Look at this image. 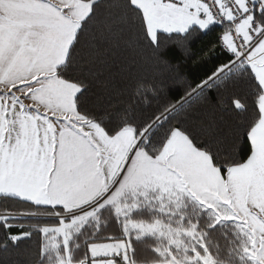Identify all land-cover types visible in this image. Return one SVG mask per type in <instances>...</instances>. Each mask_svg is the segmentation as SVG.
Listing matches in <instances>:
<instances>
[{
  "label": "snow or ice",
  "instance_id": "1",
  "mask_svg": "<svg viewBox=\"0 0 264 264\" xmlns=\"http://www.w3.org/2000/svg\"><path fill=\"white\" fill-rule=\"evenodd\" d=\"M216 25L205 52L227 61L186 97L215 90L243 118V162L173 123L185 98L138 122L107 67L126 28L159 48ZM0 197L37 209L0 213L4 247L31 237L20 218L57 221L34 226L36 264H264V0H0Z\"/></svg>",
  "mask_w": 264,
  "mask_h": 264
},
{
  "label": "trees",
  "instance_id": "2",
  "mask_svg": "<svg viewBox=\"0 0 264 264\" xmlns=\"http://www.w3.org/2000/svg\"><path fill=\"white\" fill-rule=\"evenodd\" d=\"M94 30V26H90L81 35L79 48L82 52L90 51ZM221 31L220 26H212L209 31L195 32L187 40L179 39L177 34H163L159 48H155L143 41L138 26L129 27L125 29L119 46L109 50L107 67L114 77L115 92L122 95L125 101L137 91L140 92L136 97L138 103L133 105L132 111L138 122L185 98L186 102L177 108L180 114L173 123L181 122V126L193 133L198 141H209L220 159L232 158L243 162L250 153V142L241 135L239 127L244 123L243 118L229 110L228 103H221L215 90L205 89L201 97H186V93L210 75L215 66L227 61V54L221 52L219 47L212 56L205 52ZM79 67L77 60L71 66L70 73L79 76ZM248 91L243 86L237 90V94L244 96L245 102L251 104L252 97L246 95ZM95 93L96 84L93 82L92 93L87 99L90 106L97 102ZM124 107L127 104L117 105L120 109ZM6 209L13 212L37 211L28 202L0 197V213ZM39 212V221L20 218L15 223L12 233L32 231L31 237L17 246L4 247L5 233L0 231V264H36L42 234L34 226L57 223L54 218H48L43 209ZM119 235L118 226L113 225L103 230L98 239ZM138 247L140 254H143L142 246Z\"/></svg>",
  "mask_w": 264,
  "mask_h": 264
},
{
  "label": "built area",
  "instance_id": "3",
  "mask_svg": "<svg viewBox=\"0 0 264 264\" xmlns=\"http://www.w3.org/2000/svg\"><path fill=\"white\" fill-rule=\"evenodd\" d=\"M219 26V25H218ZM222 35V31L218 34V37H220Z\"/></svg>",
  "mask_w": 264,
  "mask_h": 264
}]
</instances>
